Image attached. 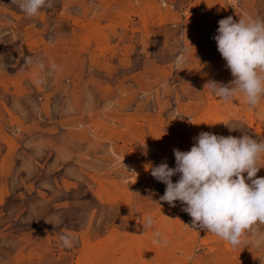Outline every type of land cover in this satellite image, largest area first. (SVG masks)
I'll return each mask as SVG.
<instances>
[{"label": "rangeland", "instance_id": "rangeland-1", "mask_svg": "<svg viewBox=\"0 0 264 264\" xmlns=\"http://www.w3.org/2000/svg\"><path fill=\"white\" fill-rule=\"evenodd\" d=\"M20 2L0 0V264H264V224L233 246L151 175L201 132L264 141V99L208 84L234 80L218 21L264 0Z\"/></svg>", "mask_w": 264, "mask_h": 264}, {"label": "clouds", "instance_id": "clouds-1", "mask_svg": "<svg viewBox=\"0 0 264 264\" xmlns=\"http://www.w3.org/2000/svg\"><path fill=\"white\" fill-rule=\"evenodd\" d=\"M50 0H21L20 9L28 16L38 15ZM213 37L217 50L226 61L234 80L230 85L209 82L212 92L228 102L243 94L250 110L264 99V20L231 16L218 21ZM175 167L166 160L151 168V175L166 185L160 200L182 210L192 218L193 226L212 233L233 246L257 223L264 224V177H257L258 161L264 159V141L242 134L240 137L201 132L188 151L173 149ZM246 173V177L245 174ZM179 174L174 183L172 177ZM154 219L146 218L151 228ZM159 236V233H156ZM70 247L68 237H61Z\"/></svg>", "mask_w": 264, "mask_h": 264}]
</instances>
